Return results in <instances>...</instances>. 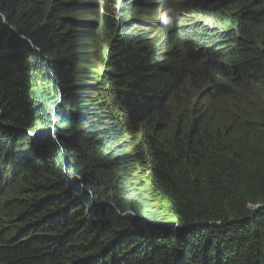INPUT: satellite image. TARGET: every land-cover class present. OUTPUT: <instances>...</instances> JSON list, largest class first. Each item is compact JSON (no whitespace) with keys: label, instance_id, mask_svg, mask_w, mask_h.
<instances>
[{"label":"trees","instance_id":"16d2710c","mask_svg":"<svg viewBox=\"0 0 264 264\" xmlns=\"http://www.w3.org/2000/svg\"><path fill=\"white\" fill-rule=\"evenodd\" d=\"M118 1L0 0V264H264V0Z\"/></svg>","mask_w":264,"mask_h":264},{"label":"clouds","instance_id":"9594fccd","mask_svg":"<svg viewBox=\"0 0 264 264\" xmlns=\"http://www.w3.org/2000/svg\"><path fill=\"white\" fill-rule=\"evenodd\" d=\"M104 2L106 3L107 0H104ZM123 2H126L128 4V7L124 10H119L116 12L126 18V21L128 22V26L133 24V27L130 30L131 32L134 31L133 28H135L138 24L148 20L149 18H153L161 21L157 24H153L145 27L146 29H150L151 31L147 34L140 36L149 37L151 39L159 38V40H162L163 39L162 35L164 33H171L172 29L175 28L172 25H178L179 27H182V24H184L185 27L187 24V20L183 19V16L181 15V11L183 10L182 4H180L179 11L175 10L173 6L167 4L164 6V11L158 10L156 12L150 13L146 10H142V7L145 6L146 0H123ZM130 2H133L134 4L129 5ZM158 2H156L153 6H156ZM174 11L179 12V14L177 16L173 15L172 13ZM10 168L11 167L9 165H2L1 172L4 173ZM9 182H10V177H6L5 184Z\"/></svg>","mask_w":264,"mask_h":264},{"label":"bare ground","instance_id":"6f19581e","mask_svg":"<svg viewBox=\"0 0 264 264\" xmlns=\"http://www.w3.org/2000/svg\"><path fill=\"white\" fill-rule=\"evenodd\" d=\"M156 2H158L156 6H153ZM168 2L169 0H146L147 8L145 10H148L150 13L156 12L158 10L164 11V6L167 5ZM123 4H124L123 0H119L116 6H112L109 8V13L110 12L114 13V11L116 12V11L122 10ZM159 22L161 21L153 19V18H149L148 20H146L145 26L157 24ZM140 31L141 30L138 29L136 32H140Z\"/></svg>","mask_w":264,"mask_h":264}]
</instances>
